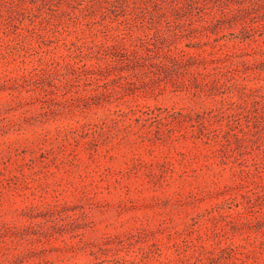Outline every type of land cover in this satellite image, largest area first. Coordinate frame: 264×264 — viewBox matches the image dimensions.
Returning a JSON list of instances; mask_svg holds the SVG:
<instances>
[{
  "label": "rangeland",
  "instance_id": "obj_1",
  "mask_svg": "<svg viewBox=\"0 0 264 264\" xmlns=\"http://www.w3.org/2000/svg\"><path fill=\"white\" fill-rule=\"evenodd\" d=\"M0 264H264V0H0Z\"/></svg>",
  "mask_w": 264,
  "mask_h": 264
}]
</instances>
